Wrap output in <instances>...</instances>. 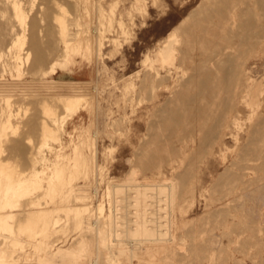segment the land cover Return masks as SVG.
I'll list each match as a JSON object with an SVG mask.
<instances>
[{"label":"rangeland","instance_id":"374dc122","mask_svg":"<svg viewBox=\"0 0 264 264\" xmlns=\"http://www.w3.org/2000/svg\"><path fill=\"white\" fill-rule=\"evenodd\" d=\"M34 1V7L30 15L35 19V25L33 24L32 30H29L27 34L25 49L22 53V65L25 72L20 77H12L9 73L1 76L4 81H15L16 85L10 92L13 108L12 125L1 136L0 143L2 147L0 149L2 148V151L0 150V158L6 161V164L10 166V170L16 176H19V174L21 176L25 171L30 172L35 164L40 163L42 156H46V162L41 165L45 177L43 178L42 187L34 189L31 185L32 190H24L21 194H18L16 197L18 201L14 199L15 202H12L11 205H3L5 202L4 200L1 201L0 212L5 214L6 211H11L13 216L10 220L12 223L11 229L8 227H4L5 229L0 228V242H2L0 247L9 251V257L11 253L15 254L17 252V256L21 257L19 264L34 263L31 258L34 256V252L37 251L36 244L38 241L28 234L29 232L25 227L32 220L33 213L40 203L45 200L49 206L60 205L59 214L63 217L68 214L67 205L69 204H72L73 208L88 204V210L83 208L81 218L88 217V215H99L98 208L101 205H104L105 213H108L109 200H107L106 187L110 184V180L123 182L130 174L131 169L135 168V176L139 181L154 183L166 182L168 179L175 178L178 184L179 201L177 205H180L181 210L178 208L179 206H175L176 214L178 212L177 222L172 228L175 238L173 241L165 242L166 248L161 247L162 243L146 242L141 244L140 248L134 253L128 250L113 253L108 252L104 247L99 251L100 247L96 245L92 231L83 230L82 225L71 224L70 221L65 220H61L55 229L49 233L48 238H45L46 242L54 247L63 245V247H68L67 245H74L80 236H90V250L92 251L82 256L83 264H86L89 255L96 259L99 257L98 263L100 264H111L105 257L113 254L117 257V263L112 264H264V166L257 165V168L253 167L251 169V165L246 164L247 159L245 158V160L243 156L239 157L241 153H239L240 150L237 147L250 146V135H248L250 134V127L262 124L264 119V90H262V88L264 89V0H234L237 2L232 14L238 20V25L234 30L241 33L250 32L255 41L253 46L246 45L244 42L237 44L235 58L239 65L237 70H240L237 75L241 76L236 75L238 77L236 79L239 80L240 78L239 81H242L249 75L252 77L255 87L258 86L257 89L262 91L255 94L253 91H249L250 89L248 90L247 87L242 88L240 93L242 95L241 102L238 104L239 113H237L240 118V126L234 125L229 128L224 144L216 142L212 138L206 139L208 142L206 140L201 141L206 131L205 134L208 135L210 129L207 127L209 126L206 127L207 129L202 128L204 131L198 130L192 133L194 130L192 128H195L198 120L197 116L202 112L204 105L216 103L213 106L211 105L213 109L211 115L217 112V114H221L223 110L227 109V102L225 101L227 93L223 92L222 88L220 96L215 97V100L212 99V102L204 97V86H201L198 81L201 82L200 79H205L204 73H207L208 69H205L204 72V68H200L205 65H203L205 57H209L214 52L212 50L204 52L201 49V44L196 40L194 42L193 37L190 35L191 32L189 33L190 30L193 31L196 27L205 26L204 24L208 23L207 20L204 21L205 18L203 17L207 13L210 14V9L206 6L210 5L211 8L212 5L214 7L217 0ZM60 5H63V8ZM59 7L65 8V11L62 12ZM201 9H207L208 12L206 13L203 10L206 14L203 11L204 14H202ZM192 12L196 14L194 17L189 15ZM61 16L70 23V32L74 30L81 31L79 40L75 42V45H79L81 42L87 44L86 48L73 50L72 57L66 62V50H63L65 45L61 40H58L53 48L44 45L50 35L47 30L48 27L51 28L57 38L61 37L58 22V17ZM198 16L202 18L199 19ZM208 16H206L207 19ZM186 17L188 19L179 31L180 41L177 42V46L179 45L181 49H178V54L182 56L179 57L181 60L178 63L176 74L180 79L185 75L184 79H186L188 73H191L193 69L191 75L195 76L192 77L195 79H191V76L189 78L188 75L185 81L191 80L190 84L194 86H188L190 85L189 82H187V85L184 79L181 84L184 83L185 85L179 86L172 80L161 77L164 80L156 78L155 81H160L159 87L153 82L155 85V90H153L152 83L149 84L150 87L147 85L151 77L144 81L145 83L141 81L144 80L142 76L144 77L148 71L150 74L153 71L145 67L146 53L149 49L154 48L157 43L163 41L168 32L174 26L180 25V22ZM253 17L256 19H253ZM190 21H196V23L193 22L196 25L193 26ZM108 23L111 24V27ZM187 28L189 29L188 32L186 31ZM123 29L128 30L129 34H124ZM100 30L105 31L103 32L102 45L99 46L98 41H95L91 47V36L101 32ZM257 36L258 38H256ZM190 37L193 41H190ZM112 38L113 40L114 38L118 39L119 44H116ZM37 40H40L43 44L37 46ZM232 40L238 42L235 36L232 37ZM239 50L240 52H238ZM27 53H29L28 58ZM239 55L242 58H237ZM39 57L42 59H39ZM182 58L184 59L183 62ZM193 64L194 67H192ZM207 66L204 67L207 68ZM198 68L203 71V74L200 71L202 76H200ZM142 72H144V75H142ZM179 78L178 81L180 82L182 79L179 80ZM178 81L176 82L179 84ZM197 84L203 87L202 92H200L203 93V96L197 92L194 93V91H198L199 86L197 87ZM68 85L76 86V91L84 93L86 98L80 111L73 118L64 119L63 112L67 108H64L63 102L57 101L54 93L67 88ZM223 85L228 86L227 83ZM174 88L182 92L184 89L187 90L185 95L180 93L182 98L178 95L182 100L177 98L178 93L173 90ZM28 89L32 92L29 93ZM150 92L158 93V97H148V95H151ZM172 92L177 94H172ZM189 92H192L196 97L193 98L194 101L193 99L188 100L193 96L191 94L187 98ZM249 95L250 100L253 101H249ZM183 96L187 100H183ZM171 97H174V99ZM176 98L179 103L181 101H183V104L186 102L184 105L186 109L182 107V102L180 103L182 104L181 107L179 103V106H176ZM257 99L258 108L252 105V103H257ZM187 103L191 108L187 107ZM176 108L180 110L183 108V110L180 112L178 109L177 112ZM195 108L202 109L197 111ZM251 109H254L255 115ZM172 110L177 113L172 112ZM187 111L188 114L191 111L193 113L191 112L187 116ZM14 112L17 113V116ZM181 114L185 120L182 117H180V120L178 119ZM174 116L177 122L179 120L183 123L174 124L176 123V121L173 122ZM186 117L190 118L188 120H191V123L192 120L196 121L191 124ZM15 125H17V128ZM175 125H178V127H175ZM188 129L190 130L188 131ZM177 130L181 132L176 133L177 136H175L176 134L173 135L174 131L177 132ZM181 133L182 135L184 133L187 138L181 137L182 135H179ZM187 134H193L194 136ZM235 134H238V142L234 140L233 135ZM192 137L195 139H192ZM199 139L200 142H198ZM192 141L194 142L192 143ZM207 143H209L208 146ZM198 144L199 148L197 147ZM191 146L196 150L193 151ZM180 148L187 150V152L182 153ZM174 150H176L175 153ZM171 151L174 154H182L176 156ZM191 151L193 152L190 153ZM233 155L237 157V161ZM245 156L247 157V154ZM231 160H235V162ZM98 163L100 166H98ZM73 164H76L78 169L72 167ZM246 165L249 166L246 168ZM57 166L63 168L65 173L71 170L73 180L71 185H69L70 182H64L66 195L61 196L63 188L60 185L58 190L60 194H55L52 198L48 194L49 184L58 182V179L54 177V170ZM76 188L84 190L87 196L81 200L77 199L73 195ZM201 193L204 195L203 197L200 195ZM124 195L125 191L123 194L121 193V196L124 197ZM191 196L197 198L195 210L189 214L187 212L184 213L185 215L181 214V211H189L191 208ZM190 220L194 222H190ZM193 224L195 227H193ZM191 228L197 230L192 229L193 231H191ZM51 234L57 235L52 237ZM123 238H127V236H123ZM210 238H219L226 242L239 240L246 244H254V246L249 247L248 245L247 247L246 245L245 247L243 245L240 252H235L237 256L242 258L232 257L229 251H225L221 253L220 257H215L216 260H214L210 255L208 257V251H206L208 248L205 249L207 242L208 246L210 245ZM18 239H24L25 245L23 248L20 247ZM205 239L208 240L205 242ZM133 243L136 245L135 241L129 243L121 240L118 246L127 247L129 244L133 245ZM199 244L204 247H200Z\"/></svg>","mask_w":264,"mask_h":264},{"label":"bare ground","instance_id":"6f19581e","mask_svg":"<svg viewBox=\"0 0 264 264\" xmlns=\"http://www.w3.org/2000/svg\"><path fill=\"white\" fill-rule=\"evenodd\" d=\"M208 1H211V0H208ZM233 1L232 0H217V4L214 2L215 8L211 5L212 10L210 8V5L206 6V8L209 7L210 14L207 13L208 12V11H206L207 9L206 10L203 9V10H205L209 16L202 9H201V12L203 11L206 14L205 16L203 15V17L205 18V19L204 18L203 19H204V21L207 20L209 24L206 22L204 24L205 26L201 25L200 27H196L193 31H191V30L189 31L188 28H187L188 30L186 29L187 32L188 31H189V33L191 32L190 35L193 37L194 42L196 40L197 42H199L201 44V49L204 50V52L208 51V50H212L214 52V53L212 52L213 54L210 55L209 57L208 56H207V58L205 57L204 63L201 60L203 65L204 64L206 66L208 65L207 68L204 67L205 65L200 68V69L204 68L203 69L204 72H205V69H208V72L204 73L205 77L203 76L205 79L198 78L201 81V82L198 81V83L199 84L201 83L200 85L204 86V97L207 98L208 101L211 100V102H212V99L215 100V97L220 96L221 88L223 89V92L225 91L227 93V95L225 96V101L227 102V104H226V107H227L226 110L227 111L223 110V113H221V114H217L218 113L217 112L216 113L217 115L216 114L211 115V112H213V111H211V110H213L211 107L212 104L211 103H210L211 105L206 104L202 107L203 109L200 108V109H202V112L200 111L201 113L198 114V116H199V117L197 116L198 120L197 121L192 120V123L196 121L195 128H192V129H194L192 133H195L198 130L204 131V129L202 130V128H204V127H205V129H207V128L210 129L207 136L205 134V133H207V131L204 133L205 136H203V134H202L203 138L201 141L212 138L216 142L224 144L226 142V137L228 136L227 134H228L229 128L234 126V125L240 126V124H239L240 118L237 116V113H239L238 104L241 102L242 95L240 93H241L242 88L247 87L248 90L250 89L249 91H253L255 94L261 93V91L264 90L263 88H262V90L257 89L258 86L255 87V85L253 84L252 79H251L252 77H250L249 75H247V77L245 79H242V81H239L240 78H239V80L236 79V78H238L237 76H241V75H237V72L239 74V71H240V70L239 71L237 70V69H239V68H237V66L239 67V65L237 64L238 62H236L237 59L235 58L236 57L235 49H236L237 44L244 42V43H246V45L249 44V46H253L255 44V41H254V38L252 37V34L250 32H246V33L242 32L241 33L239 31L234 30V28L238 25V20H236V18L232 14L234 9L236 8L235 3L237 2V1H234V2ZM258 1H260V0H258ZM34 3H35L34 0H0V142H1V136L4 134V131L7 128L9 129V127H11V125H12L13 108H12V103H11L12 94L10 92L12 91V89L15 88V85H16L15 81H11V80H5L4 81L1 78V76H4L6 73H9L12 77L13 76L20 77L25 72L23 65H22V53H23V50L25 49L27 34H28L29 30H32L33 24L35 23V19L32 18L30 15L31 10L34 7ZM60 6H62V8H63V5H60ZM203 6H204V3H203ZM62 8H60L62 10V12H63V10L65 11V8L64 9H62ZM40 10H42V9H40ZM98 10H99V8H98ZM111 10L113 11V9H111ZM251 10H252V8H251ZM195 11H196V9H195ZM195 11H193V12L197 14V12H195ZM197 11H198V9H197ZM193 12L189 14L192 17H194V15H196V14H193ZM203 12H202V14H204ZM202 14H201V16H202ZM256 14H258V13H256ZM253 15H254V13H253ZM206 16H208V19L206 18ZM249 16H251V15L249 14ZM102 17H100V18H102ZM198 17H199V19L202 18L200 16H198ZM254 18L255 17H253V19ZM187 19H188L187 17L184 18L182 20V22H180V25L174 26L168 32V34L166 35V37L163 41L157 43V45L154 48L149 49L146 53L145 67H148L150 70H153V71L151 74L148 71V73H146L144 77L142 76V78L144 80H141V81H142V83H145L144 81L148 80V78L151 77V79L150 78L149 79L152 82L149 81L147 85L152 83V89L153 90H155L154 83H156L159 87L160 81H157V82H155V81L157 79L159 80V78H161V77L170 79L173 82H175V84H177L179 86L182 84L185 85L184 83L181 84V82H183L185 75L183 77H181V79H182L181 80L178 77V75L176 74V69H177V66H179V64H178L179 61L181 60L179 58L181 54H178L179 53L178 51L181 49L179 48V45L177 46L178 40L180 41L179 31H180L182 26L184 27L183 23ZM247 19H248V17H247ZM196 21H192V22L190 21V23H192L193 26H195L196 24H194L193 22L196 23ZM58 22H59V26H60L59 32L61 34V37L57 38L54 35V32L51 31V28L48 27L47 30L49 31L50 35H49V39L45 42L44 45L50 46L53 48V47H55L57 41L61 40L63 42V44L65 45V49H63V50H66V60H65V62H66L72 57V54H73L72 51L73 50L74 51L78 50L76 48H82V49L86 48L87 44L81 42V43H79V45H75V42H77L79 40V34L81 31L79 32L77 30H74V31L70 32V28H69L70 23L67 22L66 19L62 18V16L58 17ZM100 23H102V22H100ZM121 23H120V25H121ZM118 24H119V22H118ZM207 24H208V26H206ZM108 25L110 26L111 24L108 23ZM191 25L189 26L190 29H191ZM91 26H93V25H91ZM110 27H109V29H110ZM72 29H73V27H72ZM39 30H41V29H39ZM182 30L184 31L185 29H182ZM247 30H248V27H247ZM103 32H105V31H103ZM103 32L101 31V32H98L97 34H93L91 36V38H90V46L91 47L94 45L95 41H98L99 46L102 45V43H103L102 40H103V36H104ZM187 32H186V34H187ZM123 33L128 35L129 31L126 29H123ZM234 36L237 37L238 42H236V41L233 42L232 37H234ZM192 37H190V39ZM126 38H128V36H126ZM256 38H258V36ZM112 40H113V38H112ZM188 40H189V37H188ZM193 40L191 39L190 41H193ZM113 41L116 44H119L118 39L114 38ZM42 44H43V42H41L40 40L36 41L37 46H40ZM27 52H29V51H27ZM180 52L182 53V51H180ZM238 52H240V50ZM28 57H29V53H27V58ZM183 57L186 58L185 56H183ZM239 57H241V56L239 55L237 58H239ZM39 59H42V58L39 57ZM191 60H193V59H191ZM183 61H184V59L182 60V62ZM197 66H198V63H197ZM192 67H194V64L192 65ZM198 69H196V70H198ZM200 69H199V73H200V76H202L203 71ZM46 70H48V69H46ZM187 70H186V73L188 72ZM192 70H191V73L193 72ZM97 71H98V69H97ZM200 71L202 72V74ZM242 71H241V73H242ZM191 73L190 72L188 73L189 78L191 76V79H195V78H192L195 76H192ZM199 73L197 72V74H199ZM142 75H144V72H142ZM188 75H187V78H188ZM200 76H198V77H200ZM163 78H161V79H163ZM178 78H179V80H181L180 82L178 81ZM167 79H165V80H167ZM186 79H184V81ZM18 81H19V79H18ZM176 81H178L179 84ZM190 81L188 80L185 82L186 83L189 82V84H190ZM256 81H258V80H256ZM49 82H51V81H49ZM260 82H261V80H260ZM225 83H227L228 86L227 85L224 86L223 84H225ZM257 83H259V81ZM51 84H52V82H51ZM199 84H197V87L199 86L198 91L196 90V91H194V93L197 92L198 94L203 96L202 95L203 93H200V92H202L201 90L203 89V87H200ZM231 84H233V85H231ZM187 85H188V83H187ZM142 86H144V84H142ZM179 86H178V88L181 89V87H179ZM188 86H194V85L190 84ZM149 87H150V85H149ZM50 88H53V87H50ZM75 88H76V86L68 85L67 88H65L61 91L56 90L57 92L54 93L57 97V101L63 102L64 108H67L63 112V118L64 119L73 118V116L76 115L80 111L81 105L83 104V102L86 98L84 93H80L78 90L76 91ZM30 89H28L29 93L32 92ZM143 89H145V88H143ZM173 90H176V89L174 88ZM182 90H183V88H182ZM178 91H180V90H176V92L178 94L175 92H172V94H175V95L177 94L176 96L178 99L180 98L179 96H181V98H182V95L180 93L185 95V93L187 92V90H185V89L183 90L184 93L182 91H180V92H178ZM245 91H246V89H245ZM147 92H149V91L147 90ZM32 94H35V93H32ZM152 94H153V96H152ZM191 94H193V93L189 92V94H188L189 96L187 95L188 96L187 98H189L191 96ZM35 95H37V94H35ZM52 95H53V93H52ZM222 96H224V95H222ZM148 97L157 98L158 93H155V92L151 93V95L150 96L148 95ZM184 97L185 96H183V100H187V98L185 97L186 98L185 99ZM171 98L174 99V97H171ZM177 98H176V100H177ZM193 98H196V97H194V94L188 100L190 101ZM223 99H224V97H223ZM248 99H249V101H253V100H250V95H249ZM168 100H170V99H168ZM194 100L195 99H193V101ZM173 102H174V100H173ZM181 102L183 104V101H181ZM196 102H197V99H196ZM169 103H170V101H169ZM171 103H172V101H171ZM178 103L179 102L177 100V104H176L177 107L180 104V103L179 104ZM185 103L182 106L183 108H184ZM245 103H246V101H245ZM174 104H175V102H174ZM182 104H180V107ZM215 104H213V105H215ZM223 104H225V103H223ZM257 104H258V99H257L256 104L252 103L253 106H256V108H258ZM199 106H201V105H199ZM199 106H198V108H199ZM187 107H189V104L187 105ZM183 108H181V109L183 110ZM189 108H191V107H189ZM198 108H195V109H197V111H199L200 109L198 110ZM172 109H175V108H172ZM178 109L179 108H176L177 112H178ZM184 109H186V107ZM182 110H180V112H182ZM251 110H250V112H251ZM167 111H168V109H167ZM172 112H174V111L172 110ZM177 112H174V113H177ZM191 112H189V114ZM14 113H16V112H14ZM17 113H18V111H17ZM17 113H16V116H17ZM170 113H171V110H170ZM185 113H186V111H185ZM185 113H184V115H185ZM182 114L178 116L179 120H180V117H182L184 119ZM189 114L187 111V116H189ZM253 114H254V111H253ZM188 119H190V118H187V120ZM179 120H178V122L181 123V121H179ZM175 121H176V123H174V124H177L178 123L177 119L174 116L173 122H175ZM188 121L191 123V120H188ZM249 124H251V123H249ZM15 126L17 128V125H15ZM180 126H183V125H180ZM207 126H209V127H207ZM175 127H178V125L177 126L175 125ZM189 130L190 129H188V131ZM179 131L178 130H177V132L174 131L173 135H175L176 133L178 134ZM182 132H183V130H182ZM249 133L250 134H248V135H250V141H249L250 146H248V147L247 146H245V147L244 146L243 147L237 146L238 149L240 150L239 153H241V155H239V157L243 156L244 159L246 158L247 160L246 159L245 160L248 162H246V161L245 162H246V164L249 163V165H251L250 166L251 169L253 167L257 168V165L258 166L261 165L263 167L264 166V119L262 121V124L252 125L249 129ZM177 134L175 136H177ZM179 135H182V133ZM187 135L194 136L193 134H187ZM175 136H174V138H175ZM233 136H234V140L236 142H238L239 141L238 134H235ZM181 137L187 138V136L184 135V133ZM188 137H190V136H188ZM193 138L194 137H192V139ZM247 138H248V136H247ZM248 140H249V138H248ZM206 141L208 142V140H206ZM193 142L194 141H192V143ZM198 142H200V139ZM210 143H211V141H210ZM208 144L209 143H207V146H208ZM214 144H215V142H214ZM198 146H199V144L197 145V147ZM212 146H214V145H212ZM0 147H2L1 143H0ZM191 147H193V146H191ZM215 147H216V145H215ZM237 147H236V149H237ZM0 150L2 151V148ZM180 150L182 151V153L187 152V150H184L182 148H180ZM195 150L196 149H194V147H193V151H195ZM197 150L199 151V149H197ZM175 151L176 150H174V153H175ZM193 151H191L190 153H192ZM206 151L208 152V150H206ZM242 151H244L245 153ZM177 152H178V150H177ZM171 153H173V152L171 151ZM182 153H179V154H182ZM177 154L178 153H176L174 155L177 156ZM244 154L245 155L247 154V157ZM233 156L235 157V160H236L237 157L235 155H233ZM232 159H233V157H232ZM46 160H47V157L42 156V158L40 159V163L35 164L32 167L30 172L25 171L23 174H21V176H20V174H19V176L18 175L16 176L10 170V166H8L6 164V161H4L0 158V203L2 200H4L5 203L3 205H11L12 202H15L14 199H16L18 194H21L24 190H32V188L30 187L31 185H33L34 189L35 188L38 189V188L42 187L43 178L45 176L43 175L44 169H43V167H41V165L44 162H46ZM235 160H231V161L235 162ZM146 164H148V163H146ZM71 165H72V163H71ZM249 165H246L245 167L247 168V166H249ZM98 166H100V164ZM261 166H260V168H261ZM72 167L77 168L76 164H73ZM250 167H248V168H250ZM74 170H76V169H74ZM66 173L63 171V168H61L60 166H57L55 168L54 177H56L58 179V182L56 181V182L50 183L49 184L50 190L48 192V194H50V196H52V198L55 196V194H60L58 191L60 185L62 186L61 188H63L61 190V192H62L61 196L66 195V191H65L66 189H65L64 182L65 181L70 182L69 185H71V182L73 180V172L70 170ZM135 173H136V169L132 168L130 171V174L124 179L123 182L110 180V184H108V186L106 187L107 188V195H108L107 200H109L108 201V205H109L108 206L109 207L108 213H105V207H104V205H101L98 208L99 213H100L99 215L98 214H96V216H91V215L89 216L88 215V217L86 216L85 218H81V216L83 214L82 210H83V208L88 210V204H83L82 207L81 206L76 207L75 205H73L74 207H76V208H73L72 204H69V202H68L69 205H67V209L69 211H68L67 216L63 217L59 214V211L61 210L60 205L56 204L54 206H49V205H47V203H46L47 201H45V200L42 203H40L38 208L33 213L32 220L25 227L27 229V231L29 232L28 234H30L32 237L36 238L35 240L38 241L36 244V246L38 247L37 251L34 252V256L31 258V259H33V262H34L32 264H83L84 262L82 261L83 260L82 256L87 254V252L92 251V250H90V242H91L90 240L91 239H90V236L87 237V235L86 236L85 235L80 236L78 238V240L76 239L77 241H76V243H74V245L73 244L70 246L67 245L68 247H63L64 245L54 247L49 242H46L45 238H48L49 233L55 229V227L57 226V224L61 220L70 221L71 224L76 223L78 225H82L84 227L83 230L88 229V230L92 231L94 234L93 239L96 242V245H98V247H100L99 251L101 250V248L104 247V249L107 250L108 252H113V253L116 251L125 252L128 250V251H131L132 253H134L137 249L140 248L141 244L146 243V242L162 243L163 245H161V247H163V249L166 248L165 242L173 241V239L175 238V234H174L172 228H173V225L177 222L176 220L178 218V212L176 214V209H175V206L177 205V203L179 201L178 200L179 190L177 189L178 184H177L175 178L168 179V181H166V182H164V181L163 182L159 181V182H154V183L142 182V181H139L137 176H135ZM74 190H76V191L73 192V195L79 200H81L87 196V193L84 190H81L79 188H76ZM124 191H125V195L123 197V196H121V193L123 194ZM191 191H193V190H191ZM200 195H202V193ZM203 196L204 195H202V197ZM105 197H107V196H105ZM16 200L18 201V199H16ZM196 201H197L196 196H193L191 199V204H190L191 208L189 209V211H187V210L181 211L180 213L184 214L185 212H187L189 214L191 211H194L195 207H196ZM177 206H179L178 208L180 209V205H177ZM87 210H84V211H87ZM188 214H186V215H188ZM63 215H64V213H63ZM184 215H182V216H184ZM12 216L13 215H12L11 211H6L5 214H2L0 212V228L8 227L11 229L12 223L10 220L12 219ZM63 218H65V219H63ZM190 222H194V221L190 220ZM194 224H193V227H195ZM192 229H194L195 231L197 230L195 228H191V231H193ZM79 234H81V233L79 232ZM30 235H29V237H30ZM53 235L56 236L57 234H53ZM53 235L51 234L52 237H53ZM125 235L127 236V238H123V236L126 237ZM42 236H43V238H41ZM16 238H18V237H16ZM39 238H41V239H39ZM205 238H207V237H205ZM219 238H220V236H219ZM219 238H210L209 239L210 245L208 246V242H207V244H205V249L208 248V250L206 249V251H208L207 252L208 257L210 255V257H213L214 260H216L215 257H220L221 253L225 252V251H229L230 254L232 255V257L242 258L241 256H237V254H235V252L236 251L240 252V248H242L243 245L245 247H246V245H247V247H248V245H249V247L254 246V244L253 245H250L251 243L246 244L245 242H240L239 240H229L226 242L225 240L219 239ZM49 239H50V237H49ZM1 240H3V239H1ZM71 240H72V238H71ZM121 240H125L129 243H131V241H135L136 245H134L135 243H133V245L129 244V246H127V247H124V246L119 247L118 245H120ZM207 240L205 239V242ZM18 242L20 244V247L23 248L25 245L24 239L23 240L18 239ZM74 242H75V240H74ZM0 243H2V242H0ZM26 243H27V241H26ZM242 243H245V244H242ZM27 244H29V243H27ZM200 245L201 244H199V246ZM29 246H31V245H29ZM200 247H204V246L202 245ZM104 249H103V251H104ZM24 251H25V249H24ZM19 252H21V251H19ZM8 253H9L8 250H5V249H3V247H0V264H19V259H21V257L17 256V252L15 253L16 255L11 253L10 257L8 256ZM18 254H20V253H18ZM102 255H103V253H102ZM109 255H111V254H109ZM89 256H87L88 260L86 259L87 260L86 264H100V263H98L99 257H98V259H96V258L91 257V255H89ZM105 258H107L111 264L115 263V262L117 263V257H115L114 254L109 256V257H105ZM213 258H212V260H213ZM27 261H29V260H27Z\"/></svg>","mask_w":264,"mask_h":264}]
</instances>
